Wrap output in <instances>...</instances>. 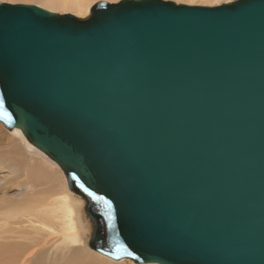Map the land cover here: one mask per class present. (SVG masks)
I'll list each match as a JSON object with an SVG mask.
<instances>
[{
	"label": "water",
	"instance_id": "1",
	"mask_svg": "<svg viewBox=\"0 0 264 264\" xmlns=\"http://www.w3.org/2000/svg\"><path fill=\"white\" fill-rule=\"evenodd\" d=\"M127 2H0V122L63 171L95 252L264 264V0Z\"/></svg>",
	"mask_w": 264,
	"mask_h": 264
},
{
	"label": "rangeland",
	"instance_id": "2",
	"mask_svg": "<svg viewBox=\"0 0 264 264\" xmlns=\"http://www.w3.org/2000/svg\"><path fill=\"white\" fill-rule=\"evenodd\" d=\"M0 1L9 3V0ZM96 1L99 0H85L84 13L86 15L88 14L89 7ZM105 1L112 2V0ZM171 1L176 2V0ZM228 1L232 0H196L193 1L194 3L187 2V4L216 5ZM32 4L50 11L75 14V9L73 8L52 7L47 4L46 0H32ZM3 129L5 128L3 127ZM23 141H20L16 136L13 137L12 142V145L18 147L20 153L23 154L21 158L34 156L35 158H33L37 159V154L34 150L28 149ZM5 142H7V140ZM0 151V212H4L5 210H9L16 206L22 209V206L32 204L35 200L40 199L42 195L45 196L50 190H57L58 192L62 190L63 194L65 190L69 196L71 195L73 198L77 199V197H74V195L68 190L64 174L59 167L58 169L55 165L45 162L43 159L38 160L37 162L40 171L46 175L37 178L31 172L29 166H31L32 163L28 160L27 162H24L23 160V162H20L17 165L16 163L9 162L6 148L0 146ZM38 158L40 157L38 156ZM11 168L14 172H11ZM64 186H66V188H64ZM71 196L69 202L73 207L74 227L79 238V241L76 240V243H73L72 241L73 234L70 236V232L67 230H61V228L58 227L59 223L65 224V222L60 216L61 210H55L54 206H52L54 212L49 213V216L52 217V221L49 220L42 222L30 213L25 215L14 214L13 216H0V245H8L12 247L19 258L23 260L22 263L16 262L12 264H64L72 252L90 258H98L103 261L106 260L105 258L112 260L95 251L93 252V250L87 247V228L82 219L81 209L78 208L76 202ZM49 204L50 203H48V205ZM27 212H29L28 209ZM63 226L66 227L65 225ZM63 236H67L66 239H62ZM63 240L65 241L62 242ZM58 242H62V244H59ZM5 260L6 257L0 253V264H6ZM121 260L112 261L118 262ZM120 264L134 263L131 261Z\"/></svg>",
	"mask_w": 264,
	"mask_h": 264
},
{
	"label": "bare ground",
	"instance_id": "3",
	"mask_svg": "<svg viewBox=\"0 0 264 264\" xmlns=\"http://www.w3.org/2000/svg\"><path fill=\"white\" fill-rule=\"evenodd\" d=\"M193 1H196V0H191V2H189V3H194ZM208 1H210V0H208ZM46 2L48 5H50L52 7L73 8V9H75L74 15H76L77 17H88L90 15V8L95 3L94 2L89 7L88 14L86 15L84 13L85 0H46ZM190 5H192V4H190ZM58 13H60V12H58ZM1 124H0V146L6 148L7 154H8L7 156L9 158V162H12L14 164L16 163L18 165V163L23 162V160H24V162H27V160H28L30 163H32V165L29 166V168H30L31 172L33 173V175L36 176L37 178L40 176L46 175L40 171L39 164L37 162L38 160L43 159L45 162H49V163L55 165L57 168L59 167L55 164V162L52 159H51L52 160L51 161L48 156H47L48 157L47 158L44 153H42L41 151H39L38 149H36L32 145H30L18 129L9 130V129L5 128L3 126V124L2 125ZM2 126L6 130L3 129ZM8 131H10V132H8ZM16 136L20 139V141L24 140L23 143L25 144V146L28 149L34 150V152L37 154V156H36L37 159H34L35 158L34 156H29V157L26 156V158H21V156H23V154L20 153L19 148L12 145L13 137H16ZM6 140H7V142H5ZM19 156H20V158H19ZM38 156L40 158H38ZM11 172H14V170L12 169ZM62 173H63V171H62ZM64 177H65V175H64ZM66 184H67V181H66ZM67 187H68V185H67ZM64 188H66V186H64ZM68 190H69V187H68ZM70 192L72 195H74V197H77V199H75L70 195L71 198H73L74 201L76 202L78 208L81 209L82 219L86 225L87 234H88L87 240H86V245L89 249H91L87 244V241L91 235L90 234L91 233V227H90L89 221L85 218V215L83 212L84 201L80 197H78L75 193H73L72 191H70ZM47 193L45 194V196L42 195V197H40V199L35 200V202H32V204L22 206L21 207L22 209H20V207L16 206V207L11 208L9 210H5L4 212H0V216H13L14 214L15 215H18V214L25 215L27 213H30V214H33L35 216V218H37L38 220H40L42 222H46L49 220L52 221V217L49 216V213L54 212L52 209V206H54L55 210H57V211L61 210L60 216H61L62 220H64V222H65V224L59 223L58 227L61 228V230H67L68 232H70V236L73 234L72 241H73V243H76V240L79 241V238L77 236V233H76V230L74 227L73 207L69 202L70 201L69 194L67 192H65V190H64V194H63L62 190H60V192H58L57 190H50ZM27 201H30V200H27ZM48 203H50V204L48 205ZM27 209L29 212H27ZM63 225H65L66 227H64ZM56 229H57V227H56ZM66 237L67 236H63L62 239H66ZM64 241L65 240H63L62 242H64ZM62 242H58V243L62 244ZM69 247H70V245H69ZM93 252H94V250H93ZM0 253H2L3 256L6 257V260H5L6 264H12V263H16V262L22 263L23 262V260H21L19 258V256L15 252V250L8 245H3V246L0 245ZM103 256H101V257H103ZM103 258H105V257H103ZM105 259L106 260L103 261V260H100L98 258H90L88 256H82L78 253L74 254L72 252L70 254V256L66 259V262H64V264H120V263L131 262V261L126 260V259H123V260L118 261V262H114V261L109 260L107 258H105ZM2 261H4V260H2ZM134 264H136V263H134Z\"/></svg>",
	"mask_w": 264,
	"mask_h": 264
},
{
	"label": "snow or ice",
	"instance_id": "4",
	"mask_svg": "<svg viewBox=\"0 0 264 264\" xmlns=\"http://www.w3.org/2000/svg\"><path fill=\"white\" fill-rule=\"evenodd\" d=\"M191 2V0H176L177 4ZM9 3L13 6L14 10L28 11L29 6L32 4V0H9ZM113 7L110 9L114 13H118L122 8L129 6L127 0H112ZM5 100L0 97V110L4 108ZM0 115H3L5 119H10V114L6 111H0ZM96 199L104 202L106 208L111 212V201L104 200L103 197H96ZM111 218V217H110Z\"/></svg>",
	"mask_w": 264,
	"mask_h": 264
}]
</instances>
